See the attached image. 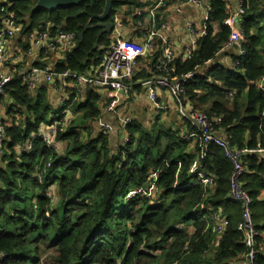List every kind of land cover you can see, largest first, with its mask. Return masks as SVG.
Masks as SVG:
<instances>
[{
    "label": "trees",
    "instance_id": "obj_1",
    "mask_svg": "<svg viewBox=\"0 0 264 264\" xmlns=\"http://www.w3.org/2000/svg\"><path fill=\"white\" fill-rule=\"evenodd\" d=\"M240 1L243 53L230 67L215 66L199 73L229 40L230 14ZM36 2L0 0V29L2 17L13 12L23 25L15 39L23 52L31 48L33 30L55 37L63 29L74 35L75 44L83 32L78 48L68 49L63 59L40 52L43 60L33 65H49L57 74L94 73L110 42L109 34L101 36L94 48L98 29L84 31V26L95 22L92 18L103 12L105 0H84L52 10L38 9ZM147 3L152 5L150 0ZM207 3L206 34L196 40L190 54L172 58L168 71H161L165 48L155 38V50L137 59L138 64L149 63L151 71L137 68L130 85L157 76L177 80L194 72L181 82L184 104L208 118L217 117L214 128L231 151L264 147V92L259 88L264 79V0ZM122 6L136 11L144 7L138 0H113L109 21ZM133 14V22L141 23L137 30L147 35L153 25L147 12ZM154 19L155 27L164 22L159 13ZM18 67L9 63L3 67L13 79L0 95V114L6 117L0 120L7 134L0 155V252L7 256L0 264H229L246 252L236 228L242 207L228 196L233 165L223 149L215 144L209 148L203 169L215 179L211 188L204 189L189 174L200 155L199 137L192 150L178 130L144 127L131 120L121 128L126 140L114 145L109 133L93 134L87 126L89 119L99 115L93 91L83 102L81 92L73 90L54 110L46 85L30 89L23 78L29 69ZM67 107L72 121L58 129L55 148L46 146L36 134ZM239 161L246 173L238 181L251 200V217L259 232L253 264H264V159L245 153ZM209 207L220 209L228 220L218 240L199 216Z\"/></svg>",
    "mask_w": 264,
    "mask_h": 264
},
{
    "label": "built area",
    "instance_id": "obj_2",
    "mask_svg": "<svg viewBox=\"0 0 264 264\" xmlns=\"http://www.w3.org/2000/svg\"><path fill=\"white\" fill-rule=\"evenodd\" d=\"M3 1V0H2ZM151 6L148 11L139 9L136 11L138 15L147 12L148 19L153 22L152 27L145 35L143 42L141 44L130 42L127 39H123L119 34L114 35L110 38L109 44L104 48L101 61L97 70L93 72H87L84 74H76L70 71H65L63 73L54 72L53 68L49 65L44 67L34 66V60L39 56L28 49L24 52L28 57L32 58V62L29 70L23 74V78L30 89H38L44 84H58L63 92L62 102L68 97L73 90L76 93L81 92V86L87 84L90 86H103L105 88L111 89L113 91L114 97L108 106V110H112L119 100L120 96H127L132 89L130 85V80L134 76L138 68V57H146L148 54L155 50V38L159 37L160 30L164 27L163 22L159 27H155L154 16L158 9H163L166 4L165 0H150ZM187 3L200 6V0H187ZM179 11L180 9L177 8ZM244 13V8L242 2L231 12L230 23L232 26V32L234 30L235 24H239ZM2 28L0 29V95L3 92L4 86L13 79L11 72L3 70L6 63H11L14 57V51L10 48L12 45L14 47L13 40L18 36L22 30V23L20 20L15 18L13 12H8L2 17ZM138 24H141L138 22ZM115 26V23H114ZM188 32L196 40L206 34L204 24L196 29L192 22L187 24ZM241 33V30H240ZM242 36V34H241ZM29 39L32 47H38L40 52H43L45 56L48 52H52L56 49V43L60 42L67 44V49L74 46L75 40L72 33L65 32L63 29H58L55 37H50L48 32H39L33 30L29 34ZM196 41H193V43ZM234 43L233 33L229 37V40L225 43L224 48L226 49ZM195 44V43H194ZM192 48H187L185 57H187ZM222 49V50H223ZM243 50H241V54ZM174 58L171 51L164 50V58L160 59L161 71H168V62ZM194 72H188L181 78L175 80H169L164 76H157L147 80L139 81V84L145 88L147 93V98L154 108L158 111H164L168 108L166 104H160L158 97L161 89L167 90L169 95L173 98L175 104V111L181 120L190 125V136L194 137L197 141V137L201 139V145H199L200 155L193 160L189 174L194 178V181L201 184L204 189L211 188L214 184L215 177L212 174L206 173L203 169V161L207 157L209 148L212 144L223 149L227 158L231 161L233 165V170L230 175L229 184V199L232 201L239 202L242 207L241 219L237 223L236 228L240 231L242 235V242L246 252L239 257L236 261H232L229 264H253L256 250V239L259 236L258 230L252 221L250 205L251 200L248 197L246 191L241 188L239 183V177L246 173L245 166L240 163L239 157L245 153L256 154L264 159V147L257 146L256 148H242L236 151H231L227 141L219 136L214 126L218 123L217 117L208 118L204 112L192 111L190 107L184 104L185 90L181 85V82L189 80L193 77ZM72 82V90H69V82ZM59 82V83H58ZM259 88L264 92V79L259 83ZM72 115L69 112V108H65L61 111L60 117L55 118L51 125L41 129L36 136H39L45 141L46 146L55 148L54 138L57 134L58 129L63 128L72 121ZM0 120V155L3 154L4 148L6 146L7 134L6 127ZM130 117H124L120 121V127L123 129L128 123H130ZM101 131L103 133H109L111 131V126L107 123L101 122ZM27 148H31V142H28ZM133 192L128 195L131 196ZM206 220L205 229L209 230L212 235H215L216 239H221L222 231L224 230L228 220L222 214L221 210H214L209 207L206 213L199 215ZM181 227V226H178ZM212 240L211 243H214ZM7 254L0 252V260L6 258Z\"/></svg>",
    "mask_w": 264,
    "mask_h": 264
},
{
    "label": "crops",
    "instance_id": "obj_3",
    "mask_svg": "<svg viewBox=\"0 0 264 264\" xmlns=\"http://www.w3.org/2000/svg\"><path fill=\"white\" fill-rule=\"evenodd\" d=\"M138 1L144 5L143 10H149L150 4L147 3V0ZM231 3L235 5L236 0H231ZM165 4L166 6L163 9H158L156 12L159 13L160 16L164 17V27L160 30L159 43L161 47L171 51V54L174 56V58L181 59L185 57L187 48L195 47L194 43H196H193V41H196V39L193 38V36L188 32V22H192L194 27L199 29L206 20L209 5L207 0H202L200 6L187 3V0H168L165 2ZM177 8L180 10L178 11ZM134 11L136 12L135 8H131L129 6H122L115 11L113 21L115 26L113 24V31L108 35L109 40L114 35L119 34L121 37H123V39H127L130 42H135L138 44L143 42L145 34L143 35L139 33L136 27V25L138 26V23H134L133 19H131V17L134 15ZM232 33L234 37V43L232 46L220 50L212 60L206 62L203 67L198 69L199 73L215 66H232L234 58H237L241 55V33L239 24H235ZM16 37L13 40L15 45ZM67 48V44L63 43V45H61L60 42H57L56 49L52 51L53 59H63L67 53ZM30 49H32V51L36 54L40 53L38 47L31 46ZM10 50L14 51V57L12 58L10 64L13 67L19 66L18 69L20 68L24 71H27L30 68L32 58L28 57L20 49L19 45H16L15 47L12 45ZM36 59L34 62L43 60L40 59L39 56ZM142 61H144V59ZM21 65L22 67H20ZM97 68L98 67L94 69V72L97 70ZM142 68L147 69L148 72H150L152 69L149 63L146 65L139 63L138 71ZM135 83L132 84L133 90L129 92V95L120 96L118 102L112 110H108V106L114 97L113 91L111 89L105 88L103 86H90L87 84H83L81 86V101L84 102L87 99L89 90L93 91L97 95L99 112L98 118L89 119L87 122V126L91 127L93 134H97L101 131L100 121L107 123L112 128L109 132L112 143L114 145L121 144L126 140V134L125 131L122 132L121 130L120 121L124 117H130L131 120L138 121V123L144 127L162 125L164 127L178 130L179 134L183 139L188 141V146H190L193 150L196 146V139L190 136L187 125L177 115L173 98L169 95L167 90H160L158 101L160 104H166L168 108L164 111H158L148 100L145 88L139 84V81ZM44 85H46L47 96L51 102L52 108L56 110L62 104L61 98L63 92L58 84ZM72 89V82L70 81L69 90ZM82 113L83 112L79 114L81 115ZM0 119L6 120L3 112L0 114ZM221 135L225 134L221 133ZM16 149L18 150V148Z\"/></svg>",
    "mask_w": 264,
    "mask_h": 264
},
{
    "label": "water",
    "instance_id": "obj_4",
    "mask_svg": "<svg viewBox=\"0 0 264 264\" xmlns=\"http://www.w3.org/2000/svg\"><path fill=\"white\" fill-rule=\"evenodd\" d=\"M84 0H37L36 2V8L40 9H46V10H52L57 7L61 6H71V5H77L81 3ZM113 0H105V5L103 12L99 15H95L92 19H95V22L93 23L92 20H90L85 26L84 31L87 29H98L97 33V39L94 44V48L97 47L99 38L103 36L104 34H110L113 31V22L109 21L110 11L112 8ZM83 38V32L79 34V39L76 42V44L72 47V50H75L80 45V42ZM148 184L146 183L145 186Z\"/></svg>",
    "mask_w": 264,
    "mask_h": 264
},
{
    "label": "rangeland",
    "instance_id": "obj_5",
    "mask_svg": "<svg viewBox=\"0 0 264 264\" xmlns=\"http://www.w3.org/2000/svg\"><path fill=\"white\" fill-rule=\"evenodd\" d=\"M200 2L202 3V0H200ZM202 70V69H201ZM155 190V188H153V191Z\"/></svg>",
    "mask_w": 264,
    "mask_h": 264
}]
</instances>
